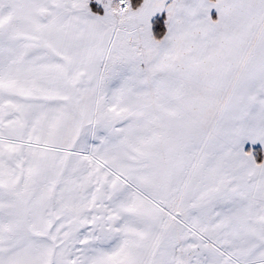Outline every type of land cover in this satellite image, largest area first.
Returning <instances> with one entry per match:
<instances>
[{
	"label": "snow or ice",
	"instance_id": "6c2138e0",
	"mask_svg": "<svg viewBox=\"0 0 264 264\" xmlns=\"http://www.w3.org/2000/svg\"><path fill=\"white\" fill-rule=\"evenodd\" d=\"M0 264H264V0H0Z\"/></svg>",
	"mask_w": 264,
	"mask_h": 264
},
{
	"label": "crops",
	"instance_id": "0c3cea01",
	"mask_svg": "<svg viewBox=\"0 0 264 264\" xmlns=\"http://www.w3.org/2000/svg\"><path fill=\"white\" fill-rule=\"evenodd\" d=\"M213 18H215V14L213 13Z\"/></svg>",
	"mask_w": 264,
	"mask_h": 264
}]
</instances>
